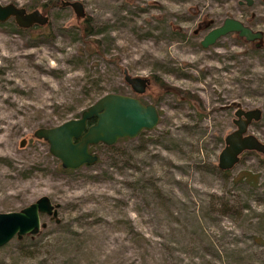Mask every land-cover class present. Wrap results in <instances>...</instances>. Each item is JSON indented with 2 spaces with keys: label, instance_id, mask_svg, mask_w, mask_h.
<instances>
[{
  "label": "rangeland",
  "instance_id": "rangeland-1",
  "mask_svg": "<svg viewBox=\"0 0 264 264\" xmlns=\"http://www.w3.org/2000/svg\"><path fill=\"white\" fill-rule=\"evenodd\" d=\"M60 1L0 0L48 16L27 28L0 22V211L40 195L55 210L0 246V264H264V153L242 152L227 173L216 165L237 106L260 109L247 131L264 142V0H79L80 16ZM226 16L261 39L228 32L202 47ZM122 68L147 77L137 96L155 104L156 125L92 144L94 163L58 171L32 131L103 93L133 95Z\"/></svg>",
  "mask_w": 264,
  "mask_h": 264
},
{
  "label": "water",
  "instance_id": "water-1",
  "mask_svg": "<svg viewBox=\"0 0 264 264\" xmlns=\"http://www.w3.org/2000/svg\"><path fill=\"white\" fill-rule=\"evenodd\" d=\"M60 3L70 6L76 16L83 14L79 0H61ZM238 3L250 5L252 0H238ZM9 18L20 28L42 25L48 20V16L37 8L27 10L13 2L0 3V22ZM228 32H235L248 41L262 37L260 30H253L241 20L226 16L202 35L199 44L202 47L210 45ZM121 72L123 81L134 94L145 91L148 83L146 76L130 74L125 68ZM233 115L234 128L224 134L223 145L217 154L216 165L220 170L230 169L246 150L264 153V142L247 131L251 121L259 118L260 109L237 106ZM157 121L155 104L143 102L136 95L106 92L83 108L78 116L51 126H38L32 135L46 142L48 152L59 161L61 167L74 169L96 161L98 155L89 149L90 145L98 142L110 145L118 138L136 136L143 129L152 128ZM24 141L22 137L19 145H23ZM54 212V204L47 195H40L17 210L0 211V246L12 237L35 234L40 227V215Z\"/></svg>",
  "mask_w": 264,
  "mask_h": 264
},
{
  "label": "trees",
  "instance_id": "trees-1",
  "mask_svg": "<svg viewBox=\"0 0 264 264\" xmlns=\"http://www.w3.org/2000/svg\"><path fill=\"white\" fill-rule=\"evenodd\" d=\"M45 6H47V4H45ZM33 7L34 6H28L27 9H31ZM85 18L88 19V17H85ZM80 31H81L82 37L84 38L85 41H87V40L89 41V40H93L94 39V38L87 37V35L91 31V27H90V24L86 20H85V22H83V25H82ZM94 41H97V40L95 39ZM96 48L98 49V46ZM157 82L159 83V85L161 86V88H163V90L165 92L166 91H170L176 97H179V96L184 97V99L188 103H190V105L193 106L194 108H196V106H197L198 109L201 108L199 99H198V97L195 94H191V93H188L185 90H180L178 88H175L173 86H170V85L166 84L165 82H163L162 80H160L158 78H157ZM202 115H203V110L197 112V117H201ZM57 169L60 172H67V171H69V169L61 167V165L59 163H57ZM221 171L223 173H227L229 171V169H224V170H221ZM241 176L243 178L247 179L249 177V174L248 173H243ZM253 181L254 180H252V182ZM23 236H30V234H24Z\"/></svg>",
  "mask_w": 264,
  "mask_h": 264
},
{
  "label": "flooded vegetation",
  "instance_id": "flooded-vegetation-1",
  "mask_svg": "<svg viewBox=\"0 0 264 264\" xmlns=\"http://www.w3.org/2000/svg\"><path fill=\"white\" fill-rule=\"evenodd\" d=\"M133 95H136V96H137L138 94H133ZM137 97H138V96H137ZM138 98H139V97H138Z\"/></svg>",
  "mask_w": 264,
  "mask_h": 264
}]
</instances>
